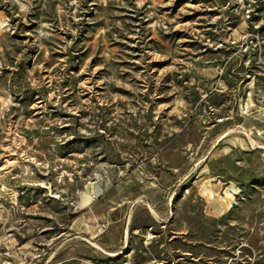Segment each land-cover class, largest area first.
<instances>
[{
  "label": "rangeland",
  "instance_id": "1",
  "mask_svg": "<svg viewBox=\"0 0 264 264\" xmlns=\"http://www.w3.org/2000/svg\"><path fill=\"white\" fill-rule=\"evenodd\" d=\"M0 264H264V0H0Z\"/></svg>",
  "mask_w": 264,
  "mask_h": 264
},
{
  "label": "crops",
  "instance_id": "2",
  "mask_svg": "<svg viewBox=\"0 0 264 264\" xmlns=\"http://www.w3.org/2000/svg\"><path fill=\"white\" fill-rule=\"evenodd\" d=\"M132 185L128 183H120L115 186L114 194L109 198L110 201V221L108 227L103 230L104 234L101 236V243L107 247L118 245L128 229L124 228V223L127 221L128 210L130 209L129 203L132 202L131 195ZM143 198V197H142ZM150 203L148 197H146ZM106 237V238H105Z\"/></svg>",
  "mask_w": 264,
  "mask_h": 264
},
{
  "label": "built area",
  "instance_id": "3",
  "mask_svg": "<svg viewBox=\"0 0 264 264\" xmlns=\"http://www.w3.org/2000/svg\"><path fill=\"white\" fill-rule=\"evenodd\" d=\"M106 227H107V223H104V222H103V223L99 226V231L104 230Z\"/></svg>",
  "mask_w": 264,
  "mask_h": 264
},
{
  "label": "bare ground",
  "instance_id": "4",
  "mask_svg": "<svg viewBox=\"0 0 264 264\" xmlns=\"http://www.w3.org/2000/svg\"><path fill=\"white\" fill-rule=\"evenodd\" d=\"M205 191H206L207 193H209L210 195H212L211 191H210L208 188H205Z\"/></svg>",
  "mask_w": 264,
  "mask_h": 264
}]
</instances>
